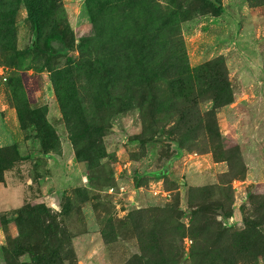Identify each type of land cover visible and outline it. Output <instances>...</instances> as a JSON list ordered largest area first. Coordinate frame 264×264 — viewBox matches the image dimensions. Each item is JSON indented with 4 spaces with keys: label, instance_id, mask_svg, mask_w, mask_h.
Masks as SVG:
<instances>
[{
    "label": "rangeland",
    "instance_id": "obj_1",
    "mask_svg": "<svg viewBox=\"0 0 264 264\" xmlns=\"http://www.w3.org/2000/svg\"><path fill=\"white\" fill-rule=\"evenodd\" d=\"M0 264H264V0H0Z\"/></svg>",
    "mask_w": 264,
    "mask_h": 264
}]
</instances>
